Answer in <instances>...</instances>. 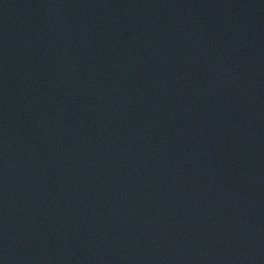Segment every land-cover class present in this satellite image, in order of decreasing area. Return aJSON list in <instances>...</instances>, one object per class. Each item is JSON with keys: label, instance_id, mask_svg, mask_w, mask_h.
I'll list each match as a JSON object with an SVG mask.
<instances>
[{"label": "water", "instance_id": "obj_1", "mask_svg": "<svg viewBox=\"0 0 264 264\" xmlns=\"http://www.w3.org/2000/svg\"><path fill=\"white\" fill-rule=\"evenodd\" d=\"M0 264H264V0H0Z\"/></svg>", "mask_w": 264, "mask_h": 264}]
</instances>
